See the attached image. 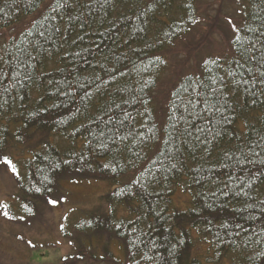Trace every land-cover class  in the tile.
<instances>
[{"label":"trees","instance_id":"trees-1","mask_svg":"<svg viewBox=\"0 0 264 264\" xmlns=\"http://www.w3.org/2000/svg\"><path fill=\"white\" fill-rule=\"evenodd\" d=\"M225 3L227 46L166 78L200 0H0V164L38 146L6 217L75 173L114 186L62 264H264V0Z\"/></svg>","mask_w":264,"mask_h":264},{"label":"rangeland","instance_id":"rangeland-1","mask_svg":"<svg viewBox=\"0 0 264 264\" xmlns=\"http://www.w3.org/2000/svg\"><path fill=\"white\" fill-rule=\"evenodd\" d=\"M200 1L205 8L203 19L198 20L192 37L174 52L175 65L167 71L166 78L174 77L182 68H193L200 52L205 53L220 44L227 46V36L232 31L231 20H218L217 7L226 2L224 10L232 11L230 0L222 3L220 0ZM36 15L38 13L33 18ZM214 18L217 20H212ZM215 54L222 52L216 49ZM36 147L37 139L26 145L13 146L7 152L11 165L5 161L0 164V264H62V257L73 254L75 243L80 242L63 235L66 219L74 230L70 226L75 221L74 215L104 204L102 198L114 188L107 179L75 173L61 181L54 195L38 202L35 215L17 220L6 217V205H12L17 211L16 196L20 194L16 173L11 168H16L22 158L30 157V150ZM49 200H57V203L50 204Z\"/></svg>","mask_w":264,"mask_h":264},{"label":"snow or ice","instance_id":"snow-or-ice-1","mask_svg":"<svg viewBox=\"0 0 264 264\" xmlns=\"http://www.w3.org/2000/svg\"><path fill=\"white\" fill-rule=\"evenodd\" d=\"M230 23H231V22H230ZM233 27H235V26L233 25ZM43 35H44L43 33H40V36H43ZM235 39H236V41H238V40H239V37H236ZM254 58H255V57H253V59H254ZM212 62L215 63V61H212ZM205 63H208V61H205ZM262 75H264V73H262ZM5 162H6L7 164H9V165H11V163H12L10 160H7L6 158H5ZM11 171H12L13 173H17V169L15 168V166H13V167L11 168ZM45 179H46V178H45ZM36 191H40V189L37 188ZM49 203L55 205V204L57 203V200H49ZM4 215L7 216V213L5 212ZM29 243H31V242H29Z\"/></svg>","mask_w":264,"mask_h":264}]
</instances>
